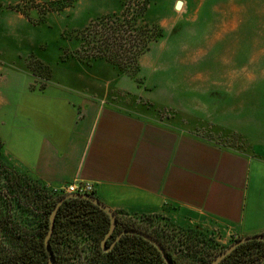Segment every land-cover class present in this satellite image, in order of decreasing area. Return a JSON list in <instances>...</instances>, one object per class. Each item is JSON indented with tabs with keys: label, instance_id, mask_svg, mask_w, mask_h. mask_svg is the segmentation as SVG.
Returning <instances> with one entry per match:
<instances>
[{
	"label": "crops",
	"instance_id": "0c3cea01",
	"mask_svg": "<svg viewBox=\"0 0 264 264\" xmlns=\"http://www.w3.org/2000/svg\"><path fill=\"white\" fill-rule=\"evenodd\" d=\"M32 51L50 66L42 81L17 49L1 63L0 136L16 168L51 190L90 182L124 217L163 214L236 236L264 233V121L248 134L250 151L234 150L117 102L120 76L85 68L74 49L59 62ZM124 88L133 91L131 82Z\"/></svg>",
	"mask_w": 264,
	"mask_h": 264
},
{
	"label": "rangeland",
	"instance_id": "374dc122",
	"mask_svg": "<svg viewBox=\"0 0 264 264\" xmlns=\"http://www.w3.org/2000/svg\"><path fill=\"white\" fill-rule=\"evenodd\" d=\"M51 1L0 0V72L3 54L17 49L36 82L46 79L50 66L27 51L34 46L37 52L58 55L56 62L64 61L70 56L64 57V52L78 46L75 37L85 27L101 16L121 13L129 0H69L65 8L44 10ZM144 18L158 24L163 36L139 56L136 73L118 71L103 59L78 61L90 70H104L105 79L120 76L117 102H135L137 110L174 123L179 120L190 132L250 151L248 134L258 120L264 121V0H148ZM128 82L132 92L124 88ZM13 212L29 229L36 228L41 216L16 206ZM119 216L179 253L211 258L241 237L163 214ZM18 245L14 240L4 242L6 250ZM92 245L85 241L83 254H89Z\"/></svg>",
	"mask_w": 264,
	"mask_h": 264
},
{
	"label": "trees",
	"instance_id": "16d2710c",
	"mask_svg": "<svg viewBox=\"0 0 264 264\" xmlns=\"http://www.w3.org/2000/svg\"><path fill=\"white\" fill-rule=\"evenodd\" d=\"M69 5V0H54L43 9L59 10ZM147 6L148 0H129L121 13L101 16L85 27L80 36L75 37L79 40L74 49L77 58L86 63L103 59L118 71L136 73L139 56L148 49L150 42L163 36L158 24L145 20ZM61 196L16 168L6 156L0 136V264H43L48 260L44 238L49 228L50 213ZM15 206L26 214L35 211L41 214L35 229L18 222L13 212ZM117 219L121 224L118 231L139 229L124 222L118 214ZM109 226V216L90 200L82 197L65 199L57 210L49 239L53 264H165L152 243L133 233L121 235L110 249L104 250L117 235L112 232L102 245ZM152 236L163 244L173 264H210L218 254L210 258L204 254L179 253ZM5 240L18 242V248L6 250ZM87 240L93 241V245L89 254H83L82 244ZM217 264H264V241L243 242Z\"/></svg>",
	"mask_w": 264,
	"mask_h": 264
},
{
	"label": "water",
	"instance_id": "95a60500",
	"mask_svg": "<svg viewBox=\"0 0 264 264\" xmlns=\"http://www.w3.org/2000/svg\"><path fill=\"white\" fill-rule=\"evenodd\" d=\"M180 6H181V1H177L176 8H180ZM72 197H82V198H86V199L90 200L92 203L97 205L100 209L105 211L106 214L109 216L110 226H109L107 232L105 233V235L102 239V245L104 244V241L113 232L114 228L118 224L116 212L114 210H112L110 207H108L106 204H104L101 200H99L92 193H68V194L62 195L59 198V200L56 202L55 206L53 207V209L50 213L49 228H48V231H47L46 236L44 238L45 248H46V251L48 253V260L43 264H53V262H54V257L52 255V252H51L50 247H49V239H50V236H51L52 231L54 229L55 216H56L57 210H58L59 206L61 205V203L65 199L72 198ZM125 233L137 234V235H140L141 237H143L144 239L148 240L161 253L162 258L165 261V264H173L172 260L168 256L166 248L163 246V244L159 240L154 238L152 235H150V234H148L142 230L136 229V228H123L121 231H119L117 233V235L114 238L111 245L108 246L107 248H104V250L110 249L111 246L115 243V241L117 239H119L121 235H123ZM249 240H263L264 241V233H262V234H250V235L241 236V237L235 239L231 244H229L222 251H220L212 259L210 264H217L220 260H222L224 257H226L236 246H238L239 244H241L243 242L249 241Z\"/></svg>",
	"mask_w": 264,
	"mask_h": 264
},
{
	"label": "built area",
	"instance_id": "2783aa9c",
	"mask_svg": "<svg viewBox=\"0 0 264 264\" xmlns=\"http://www.w3.org/2000/svg\"><path fill=\"white\" fill-rule=\"evenodd\" d=\"M93 186L90 182L85 181H75L69 183L65 186H61L57 189H52V191L59 195H64L68 193H92Z\"/></svg>",
	"mask_w": 264,
	"mask_h": 264
},
{
	"label": "flooded vegetation",
	"instance_id": "af4514ba",
	"mask_svg": "<svg viewBox=\"0 0 264 264\" xmlns=\"http://www.w3.org/2000/svg\"><path fill=\"white\" fill-rule=\"evenodd\" d=\"M121 228V224H120V222H118V224L116 225V227L114 228V230H113V232H115V233H118L119 231L117 230V229H120ZM122 230V229H121ZM120 230V231H121ZM118 231V232H117Z\"/></svg>",
	"mask_w": 264,
	"mask_h": 264
}]
</instances>
